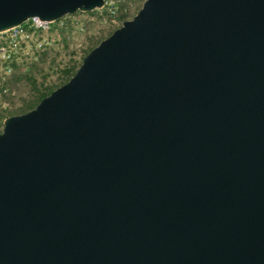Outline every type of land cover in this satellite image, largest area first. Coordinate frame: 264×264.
I'll list each match as a JSON object with an SVG mask.
<instances>
[{"label":"water","instance_id":"1","mask_svg":"<svg viewBox=\"0 0 264 264\" xmlns=\"http://www.w3.org/2000/svg\"><path fill=\"white\" fill-rule=\"evenodd\" d=\"M102 0H0V32ZM0 264H264V0H143L0 132Z\"/></svg>","mask_w":264,"mask_h":264},{"label":"rangeland","instance_id":"2","mask_svg":"<svg viewBox=\"0 0 264 264\" xmlns=\"http://www.w3.org/2000/svg\"><path fill=\"white\" fill-rule=\"evenodd\" d=\"M127 14L109 17L106 12L93 10L65 15L51 25L46 33L47 44L35 53L36 61L13 66L5 77L6 95L0 98V132L3 120L33 109L41 96L65 84L75 73L86 54L107 38L121 23L130 20L143 0H131ZM61 23V25H59ZM23 25V24H22ZM3 66L0 64V75Z\"/></svg>","mask_w":264,"mask_h":264},{"label":"built area","instance_id":"3","mask_svg":"<svg viewBox=\"0 0 264 264\" xmlns=\"http://www.w3.org/2000/svg\"><path fill=\"white\" fill-rule=\"evenodd\" d=\"M102 1V7L96 10L106 12L109 17L115 15L116 11L119 14H127L132 8L131 0ZM57 21L60 22V19L54 22H45L37 18H29L22 23L23 25L0 32V64L3 66V72L0 75V98L6 95L3 83L12 67L36 61L37 57L34 56V51L39 53L41 46L47 44L46 33L50 30L51 25Z\"/></svg>","mask_w":264,"mask_h":264},{"label":"trees","instance_id":"4","mask_svg":"<svg viewBox=\"0 0 264 264\" xmlns=\"http://www.w3.org/2000/svg\"><path fill=\"white\" fill-rule=\"evenodd\" d=\"M43 97H45V95H44V96H41V97L39 98V100L42 99Z\"/></svg>","mask_w":264,"mask_h":264}]
</instances>
